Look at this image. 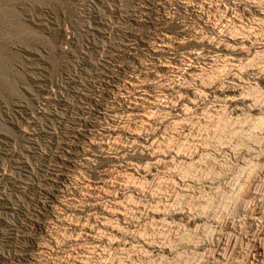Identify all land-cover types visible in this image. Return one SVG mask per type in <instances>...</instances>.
<instances>
[{
	"label": "rangeland",
	"instance_id": "rangeland-1",
	"mask_svg": "<svg viewBox=\"0 0 264 264\" xmlns=\"http://www.w3.org/2000/svg\"><path fill=\"white\" fill-rule=\"evenodd\" d=\"M263 4L264 0H0V264L16 263L12 259L24 254L32 260L22 264L76 263L62 250L63 246L47 250L39 263L35 244H50L43 233L36 231L32 241L22 240V236L35 230L31 222L37 223V217L33 215L40 213L45 218L41 215L44 202L41 194L50 188L46 180L54 173L50 169L54 164L55 147L71 136V126L81 127L79 119L84 108L94 109L106 102L105 106L115 105L113 108L121 114L130 106L128 98L117 99L112 104L101 99L100 94L106 92L101 83L128 86L126 79L132 76L148 82L161 75L165 85H186L190 90L184 100L176 98L178 89L164 92L167 98H161L163 101L170 98L169 105L174 108L188 105L184 121L190 120V131L182 136L183 141L172 133L170 120L158 107L159 110L154 109L158 111H154L156 122L152 128L143 126L138 118L124 117L125 127L129 129L125 128L126 131L133 132L136 129L133 127H139L135 133L140 142L129 147L123 141L126 135L120 132L122 142L119 143L126 146L121 155L111 147L103 154L97 152L99 157L87 164L80 150H91L87 144L93 135L85 131L88 135H82L87 137L73 139L80 151L79 158L75 159L80 173L76 171L78 175L73 181L76 184L70 186L74 189L71 198L75 199L71 202L76 203V208H70L60 195L63 206L51 210L44 221L50 223L57 217L73 222L83 220L88 205L95 201L87 196L88 200L85 199L79 186L82 188L92 178L128 162L149 167L153 162L151 150L140 143L170 135V141L166 142L169 149L166 143L165 150L162 149V156L169 159L170 164L164 162L161 173L152 172L146 178L149 182L138 181L142 182V189L130 198L141 206L140 213H130L127 219H112L113 226L120 230L114 234L107 232L112 233L113 246L102 241L96 248L91 243H83L82 250L89 252L87 264L246 262L264 228V27L254 22L261 18L256 9ZM239 23L244 25L243 29ZM225 26L228 32L240 30L241 35L244 32L249 39L251 36L252 42L247 40V52L238 58L242 61L245 79L259 76L253 81L254 85L242 87L244 90H228L230 96L237 97L239 110L200 93L193 95L199 89L200 80H191L189 84L184 76L173 73V69L161 68L166 61L167 64L183 61L189 64L186 59L195 54L193 57H198L199 67L205 69V87L224 89L227 72L231 70L228 63L223 59L211 63L212 66L203 63L221 42L217 41L224 39ZM164 42L169 44L167 51L161 50L160 44ZM197 64L194 66L199 68ZM152 88L155 94L160 91ZM132 179L135 181L134 177ZM121 188L124 189L116 188L120 189L117 197L129 198L130 190L126 186ZM98 202L104 204L105 200ZM259 210L263 226L258 224V228L250 219ZM50 226L46 232L58 229ZM229 239H237L240 247L228 249ZM34 241L38 243H32ZM217 253L223 254V261H218Z\"/></svg>",
	"mask_w": 264,
	"mask_h": 264
},
{
	"label": "bare ground",
	"instance_id": "bare-ground-1",
	"mask_svg": "<svg viewBox=\"0 0 264 264\" xmlns=\"http://www.w3.org/2000/svg\"><path fill=\"white\" fill-rule=\"evenodd\" d=\"M190 4V3H189ZM204 4H202L203 6ZM260 5V4H259ZM258 5V13L257 15H261V18H257L254 19V22L256 20V25H259L262 27H264V4L263 6H259ZM211 6V5H210ZM229 9V8H228ZM202 11V10H201ZM250 12V11H249ZM238 13V12H237ZM227 14V12H226ZM239 15V14H238ZM227 17V16H226ZM238 17V16H237ZM237 17H235L237 19ZM240 17V16H239ZM256 18V16H255ZM222 19V18H221ZM241 19V18H240ZM239 20V19H238ZM253 20V18H252ZM224 21V20H223ZM234 21V20H233ZM232 21V22H233ZM215 22V21H214ZM235 23V22H234ZM245 23V22H244ZM240 25H242V23H239ZM215 25V24H214ZM252 25V24H251ZM255 25V26H256ZM242 25V29H243ZM226 27V26H225ZM234 27V26H233ZM235 28V27H234ZM238 28V27H237ZM236 28V29H237ZM239 28H241V26H239ZM226 31H223L224 33V39L217 41L219 44H216L215 46V51L213 52V54H211L210 56L207 57V59H204V61L206 63H203L204 65H206L207 63L209 65L212 66L211 63H215L216 61H218V59H223V62H226V64L228 63L227 66L231 67L230 72H227V86L224 89H220V88H216V87H205L204 85V81H203V75L205 69L201 66L199 67V65L197 64V61L199 60L198 57H193V55L195 54H190L189 57L186 60H188L189 64H186L185 61H183L182 63L179 62H165L166 64H162L161 68H167L172 70L173 69V73H175L176 75L179 76H184V81L186 83L191 82V80H200L201 83L198 86L199 89H197V91L193 92L194 94H198L200 93V95H205L208 97H211L214 100L220 102L221 104H225L229 105L230 107L233 106V108H235L236 110H239L240 108L238 107L239 101L237 99V97L235 96H230L227 92L228 90H239V89H243L242 87H244L245 85H249L252 86L253 81L257 80V78L259 76H252L250 78H246L244 77L243 74V70L241 67V63H240V59L238 58V56L241 57L242 54H244L245 52H247V40L251 41V36L250 39L248 38L247 34H245L243 32L244 35H241L242 32L240 30H232V31H227V27L225 28ZM228 29L230 30V27H228ZM255 30V28H253ZM257 29V28H256ZM259 29V28H258ZM224 30V29H223ZM246 30V28H245ZM251 30V29H250ZM249 30V31H250ZM264 30V29H263ZM262 30V33L264 32ZM221 31V30H219ZM248 31V30H247ZM251 32V31H250ZM248 32V33H250ZM254 32V31H253ZM257 32V31H256ZM247 33V32H246ZM255 33V32H254ZM253 33V34H254ZM260 34V33H259ZM222 35V34H221ZM258 35V34H255ZM255 35H253L255 37ZM168 36V35H167ZM220 37V36H219ZM222 37V36H221ZM257 37V36H256ZM246 38V39H245ZM253 38V37H252ZM262 38V37H261ZM256 39V38H255ZM264 39V37H263ZM162 41V40H161ZM164 41V40H163ZM166 41V40H165ZM261 41V40H260ZM259 41V42H260ZM167 42V41H166ZM164 42V44H160V47L162 48V51H167L169 47V44ZM252 42V41H251ZM258 42V41H257ZM258 42V43H259ZM262 42V41H261ZM163 43V42H162ZM211 43V42H210ZM249 43V42H248ZM168 44V45H166ZM171 44V43H170ZM252 44V43H251ZM260 44V43H259ZM250 45V44H249ZM248 45V46H249ZM171 46V45H170ZM159 47V44H158ZM167 48V49H166ZM160 49V48H159ZM250 49V48H249ZM170 50V49H169ZM210 51V50H209ZM157 52V51H156ZM160 52V51H159ZM225 54H224V53ZM250 52V51H249ZM166 53V52H165ZM164 53V54H165ZM171 53V52H170ZM200 53V52H199ZM203 53V52H202ZM259 54V53H258ZM263 55V54H262ZM187 57V56H186ZM203 58V57H202ZM174 59V58H173ZM172 59V60H173ZM257 59V58H256ZM176 60V59H175ZM164 59L161 61L163 62ZM171 61V60H169ZM221 62V61H220ZM242 62V61H241ZM218 63V62H217ZM253 63V62H252ZM161 64V63H160ZM194 64H197L199 68L195 67ZM224 64V63H223ZM156 66V64H154ZM245 65V64H244ZM159 66V65H158ZM214 66V65H213ZM216 66V65H215ZM226 66V65H225ZM243 66V65H242ZM261 66V65H260ZM160 67V66H159ZM221 67V66H220ZM224 67V66H222ZM228 67V69H229ZM195 68V70H194ZM227 68V67H226ZM212 69V67H211ZM219 69V68H218ZM222 69V68H221ZM220 69V70H221ZM224 69V68H223ZM248 69V68H247ZM253 69V68H252ZM264 69V68H263ZM156 70V69H155ZM226 70V69H225ZM261 72V71H260ZM259 73V72H257ZM215 76V75H214ZM125 78V77H124ZM127 78V77H126ZM183 78V77H181ZM225 78V79H226ZM205 79V78H204ZM111 80V79H110ZM121 81V80H120ZM120 81H117L118 84ZM170 81V80H169ZM183 81V82H184ZM102 82V80H101ZM123 82V81H122ZM125 82V81H124ZM165 78L163 75L161 76H157L156 78H153L152 80L148 81L147 80H139V78H135V76L130 77V79H126V83L128 86H124V85H116L114 84V86H110L108 85H104V83H101V86L103 87V90H105V93H101L100 97L103 100H106L107 103H115L114 101H116L117 99H120V101H124L125 98H128L127 101H129L130 106H128L125 112H121V114H119L113 107L110 108L108 106H105V103L103 105L98 104L96 105L94 109H88V108H84L81 114V118L79 119V121L82 123L79 126L81 127H76L75 125L71 126L70 128V137L67 138L66 140H64V143L59 144L58 146L55 147V152L53 154V161L54 164L51 165V172L54 173H50V177L46 180L49 182V190L48 191H43V193L41 195H43V199L44 202L42 203V207L41 209L43 210V213L41 214L43 217L42 218L40 216V213H38L37 215H33L37 217V223H33L31 222V225L34 226L35 230H32L30 232H28L26 234V236H22V240L23 241H32V237L35 236V232H39L40 234H44V236L47 238V242H49L50 244H44V245H40V244H35V249L37 250V252L39 253V257H38V262L40 263V260L42 258V255L47 253V250L49 249H54L59 248L62 249L61 247H65L62 250H65V252L67 253L68 257L70 260L75 261V264H87L88 262V253L86 251H83V243H91L93 244L92 247L94 246V248L99 246V243L102 241L104 243H106L107 245H111L113 246L115 244L114 239L111 237L110 234H114V233H120V230L118 227L113 226L112 224V219L113 218H117L118 220L121 218L127 219L128 215L131 213L133 215L139 214L141 211V206L136 202L135 200L133 202L130 201V198L132 197L134 192H139L140 191V185L141 183H139L138 181H141L142 179H146L147 177H149L151 175L152 172H157V173H161L163 171V163L165 162L166 165L170 164V161L164 159V157L162 156V154L164 153V151L162 152V149L165 150L164 144L169 140V136H161L160 140L155 139V141H149L147 139H145V141L140 143V146H142L143 148H147L149 150H151V157L153 159V162H151V165L149 167H140L139 164L138 166L136 164H133L132 162H128L123 166H114V168L112 170H108L105 171L103 173V175L99 174L100 176H97L95 178H92V180L88 181L89 183L84 184V186H82V188L79 186V189H81L80 193H84L83 195H85V199L88 200V198L93 199V201H95V203L88 205L89 207L86 209V211L88 212L86 217L81 220L78 219L75 222H73V220H65L63 218L57 217V218H53L51 219L50 223H47L46 221H44V219L48 218V214L51 210L58 208L59 206H63V204L60 202V195L63 196V198H65L67 200V203L70 204V208H76V203L71 202L72 200H75L74 197L71 198L73 195V188H71L70 186L73 184V181L76 180L77 175L76 171L78 169V163L75 161V159L78 157L79 152H83V155L85 156V163L88 164L89 161H92L96 158L99 157V155L97 154V152H103L106 149H111V147H113L116 152L119 153V155H121L120 153L123 152L126 148V146L119 143V141L121 139V133H124L126 135V140L125 144H128L127 146L130 147L129 144L133 145L136 142H140L137 140V134L135 133L136 129L138 130L139 127H133V132H128L125 130V119L124 117H133L138 118L137 120L144 125L150 126L152 128L153 126V122L154 121V111H158V107H160V110L164 111L166 117H168L169 124L171 125V129H172V133L174 135H176L177 138H183L182 136H186L187 132L190 131V124L188 121L190 120H186L184 121V117L186 115V111L185 108L183 107H177L174 108L172 107V105L170 106V102H172V100L169 101H163L161 98H167L166 94H164V92H170V91H175V89H178L177 91H175V95L176 98L178 100H184L183 98H188L189 97V92L190 90L188 89V87L182 86V85H165ZM193 82V81H192ZM168 83V82H167ZM177 83V82H176ZM106 84V83H105ZM181 84V83H180ZM190 84V83H189ZM197 84V82H196ZM226 85V84H223ZM254 85V84H253ZM151 86V87H150ZM152 86H156V88H159L160 91L157 92L160 93L159 95L155 94L153 91H151L150 88H152ZM188 86V85H187ZM212 86V85H211ZM220 87H222V85H220ZM149 88V89H148ZM155 88V89H156ZM154 89V88H152ZM154 89V90H155ZM195 89V88H194ZM244 90V89H243ZM103 92V91H102ZM127 94V95H126ZM173 94V93H172ZM171 94V95H172ZM99 96V95H98ZM113 96V97H112ZM99 97V98H100ZM171 97V96H170ZM173 98V97H172ZM175 98V100H176ZM126 100V99H125ZM194 100V99H193ZM101 101V100H99ZM189 101L191 102L190 98ZM241 101V100H240ZM175 102V101H173ZM179 102V101H177ZM176 102V103H177ZM195 102V101H194ZM242 102V101H241ZM160 103H163L165 105H162ZM255 103V102H254ZM216 104V103H215ZM256 104V103H255ZM107 105V104H106ZM177 105V104H176ZM105 106V107H104ZM209 106V105H208ZM224 106V105H223ZM224 106V107H225ZM157 107V108H154ZM242 107V106H241ZM190 108V107H189ZM220 108V107H219ZM154 109H158V110H154ZM206 110V109H205ZM219 111V110H218ZM217 111V112H218ZM226 111V110H225ZM161 112V111H160ZM190 112V111H189ZM236 112V111H235ZM203 113V112H202ZM205 113V112H204ZM189 114V113H188ZM156 115V114H155ZM199 116V115H198ZM197 116V117H198ZM129 117V119H131ZM132 118V119H133ZM127 119V118H126ZM197 119V118H196ZM262 120V118H260ZM134 120V119H133ZM200 120V119H199ZM129 120H127L128 122ZM196 121V120H195ZM263 121V120H262ZM261 121V122H262ZM137 122V121H135ZM138 122V124H139ZM254 122V121H253ZM134 123V122H133ZM260 123V122H259ZM75 124V123H74ZM129 124V123H128ZM156 124V123H155ZM165 124V123H164ZM189 124V125H188ZM140 125V124H139ZM169 125V126H170ZM132 126V125H131ZM138 126V125H137ZM142 126V125H141ZM140 126V127H141ZM130 127V126H128ZM259 127V126H258ZM143 128V127H142ZM145 128V127H144ZM142 130H145V129ZM255 128V127H254ZM128 129V128H126ZM147 129H149L147 127ZM159 129V128H158ZM129 130V129H128ZM140 130V129H139ZM141 130V132H142ZM155 130V129H154ZM157 130V129H156ZM200 130V129H199ZM85 131H89L91 132V135H93V137L88 139V146L91 150H89V152L81 149L80 151L77 150L76 145L77 143H75V141L73 139L77 138V137H81L84 135H82V133H86ZM148 132L150 130H147ZM252 131V130H251ZM140 131H137V133ZM146 132V131H145ZM154 132V131H153ZM161 132V131H160ZM262 132V131H261ZM156 134V132H154ZM153 133V134H154ZM87 134V133H86ZM191 134V133H190ZM88 135V134H87ZM90 135V134H89ZM166 135V134H164ZM210 135V134H209ZM85 136V135H84ZM97 137L98 141H96V139L94 138ZM141 136V135H140ZM157 136V135H156ZM189 136V134H188ZM193 136V135H192ZM191 136V137H192ZM87 137V136H85ZM80 138V139H81ZM148 138V137H147ZM186 138V137H185ZM184 138V139H185ZM79 139V140H80ZM140 139V138H139ZM76 140V139H75ZM86 140V139H85ZM207 140V139H206ZM170 141V140H169ZM183 141V139H182ZM181 141V142H182ZM186 141V140H185ZM251 141V140H250ZM189 142V141H187ZM207 143V142H206ZM168 143H166L165 145H167ZM177 144V143H176ZM139 145V143L137 144ZM193 145V144H192ZM222 146V145H221ZM139 147V146H138ZM141 147V148H142ZM186 147V146H185ZM88 148V147H87ZM168 148V145H167ZM194 148V147H193ZM215 148V147H214ZM243 148V147H242ZM146 149V150H147ZM169 149V148H168ZM180 149V148H179ZM238 149V148H237ZM77 150V151H75ZM95 150V152H94ZM98 150V151H96ZM148 150V151H149ZM187 151V150H186ZM196 151V150H195ZM94 152V153H92ZM115 152V151H114ZM185 152V151H184ZM241 152V151H240ZM126 153V152H125ZM197 153V152H196ZM115 154V153H114ZM181 154V153H179ZM186 154V153H185ZM118 155V156H119ZM124 155V153H123ZM126 155V154H125ZM167 155V152H166ZM178 156V155H177ZM117 157V156H116ZM123 157V156H122ZM244 157V156H243ZM79 158V157H78ZM124 158V157H123ZM166 158V157H165ZM175 158V157H174ZM173 158V160H174ZM200 158V157H199ZM247 158V156H246ZM250 158V157H249ZM256 158V157H255ZM117 159V158H116ZM240 160V159H239ZM246 161V160H245ZM173 162V161H172ZM180 162V161H179ZM252 162V161H251ZM261 162V161H260ZM121 163V162H120ZM150 163V162H149ZM148 163V165H149ZM200 163V162H199ZM123 164V163H122ZM195 164V163H194ZM247 164V163H246ZM249 164V163H248ZM251 164V163H250ZM80 165H84V164H80ZM118 165V164H117ZM178 165V164H177ZM203 165V164H202ZM85 166V165H84ZM226 166V165H225ZM80 168V167H79ZM168 168V167H167ZM185 168V167H184ZM212 168V167H211ZM175 169V168H174ZM182 169V168H181ZM255 169V168H254ZM80 170V169H79ZM79 170L77 172H79ZM253 170V169H252ZM176 172V171H175ZM70 173V174H69ZM80 173V172H79ZM185 173V172H184ZM139 178L140 176V180L136 177ZM139 175V176H138ZM155 176V174H154ZM81 177V176H80ZM78 177V178H80ZM83 177V176H82ZM135 178L134 179L132 178ZM85 178V177H84ZM189 178V177H188ZM196 178V177H195ZM83 179V178H82ZM81 179V180H82ZM130 179L133 180L130 181ZM78 180V179H77ZM137 180V182H136ZM147 180V179H146ZM158 180V179H157ZM168 180V179H167ZM183 180V179H182ZM194 180V179H193ZM84 181V180H83ZM148 181V180H147ZM164 181V180H163ZM206 181V180H205ZM149 182V181H148ZM155 182V181H154ZM161 182V181H160ZM174 182V181H173ZM130 183H132V185H130ZM144 183V182H143ZM164 183V182H163ZM202 183V182H201ZM76 184V183H75ZM75 184H73L75 186ZM78 184V183H77ZM156 184V183H155ZM174 184V183H173ZM72 185V186H73ZM126 186L130 192H131V196L129 198H126V196L124 197L125 199H120L119 197H117L118 191H120V189H124L121 187ZM142 186V185H141ZM120 189H116V188ZM180 187V186H179ZM114 188L116 190H114ZM144 188V187H143ZM77 189V188H76ZM75 189V190H76ZM78 189V190H79ZM142 189V188H141ZM118 190V191H117ZM167 190V189H166ZM165 190V191H166ZM175 190V189H174ZM146 191V190H145ZM75 192V191H74ZM79 194V193H78ZM82 195V194H81ZM80 195V196H81ZM130 195V193H129ZM128 195V196H129ZM70 196V198H69ZM86 196L88 198H86ZM78 198V197H76ZM138 198V197H137ZM206 198V197H205ZM237 198V197H236ZM129 199V200H128ZM134 199V198H133ZM253 199V198H252ZM65 200V201H66ZM80 200V199H78ZM77 200V203H78ZM98 200H105L104 204H100L98 202ZM90 201V200H89ZM64 202V201H63ZM81 202H82V197H81ZM86 202V201H85ZM149 202V201H148ZM256 202V201H255ZM254 204V203H253ZM262 204V203H261ZM66 205V204H65ZM168 205V204H167ZM172 205V204H171ZM260 205V204H259ZM263 205V204H262ZM152 206V205H151ZM166 207V205H164ZM156 207V206H155ZM40 209V207H38ZM81 208V207H80ZM263 208V207H262ZM146 209V208H145ZM152 210V209H151ZM156 210V209H155ZM159 210V209H158ZM157 210V211H158ZM161 210V209H160ZM196 210V209H195ZM247 210V209H246ZM150 211V210H149ZM204 211V210H203ZM260 211V210H259ZM256 211L254 214H252L253 216L251 217V224L253 226H258V224L262 225L261 222L263 219V216H261V211ZM151 212V211H150ZM153 213H155L156 211H152ZM163 212V211H162ZM174 212V211H173ZM254 212V211H253ZM152 213V214H153ZM159 213V212H158ZM167 213V212H166ZM207 214V213H206ZM141 215V214H140ZM143 215V214H142ZM156 215V214H155ZM69 216V214H68ZM149 216V215H148ZM201 216V215H200ZM64 217V216H63ZM132 217V216H131ZM71 218V217H70ZM80 218V217H79ZM168 219V218H167ZM194 219V218H193ZM264 220V219H263ZM114 221V220H113ZM160 221V220H159ZM117 222V221H116ZM154 222V221H153ZM157 223H159L158 221H156ZM155 222V223H156ZM198 222V221H197ZM156 223V224H157ZM160 223H163L162 221ZM50 224L52 226H57L58 229H49L52 231L46 232V229L48 228V226H50ZM117 225V224H116ZM120 225V224H119ZM163 225V224H162ZM226 225V224H225ZM61 226V227H59ZM156 226V225H155ZM263 226V225H262ZM45 227V228H44ZM51 227V226H50ZM229 227V226H228ZM261 227V226H260ZM59 228H62V230H59ZM148 228V227H147ZM153 228V227H152ZM45 229V230H44ZM155 229V228H154ZM150 230V229H149ZM157 230V229H156ZM262 234L261 237L259 238V240L254 243L253 245V251L251 252V254H249L246 260V262H244L243 264H264V228L262 227ZM110 231L112 233H108L107 232ZM153 232V231H152ZM179 232V231H178ZM103 234V235H102ZM147 234V233H146ZM136 235V234H135ZM143 235V234H142ZM163 235V234H162ZM244 235V234H243ZM140 236V235H139ZM115 237V236H113ZM154 237V236H153ZM163 237V236H162ZM214 237V236H213ZM212 237V238H213ZM151 238V236H150ZM207 238V237H206ZM211 238V239H212ZM237 238V237H236ZM245 238V237H244ZM116 239V238H115ZM183 239V238H182ZM233 239V238H232ZM243 239V238H242ZM246 239V238H245ZM253 239V238H252ZM256 239V238H255ZM181 240V239H180ZM249 240V239H248ZM143 241V240H142ZM141 241V242H142ZM172 241V240H171ZM239 241V240H238ZM244 241V240H243ZM242 241V242H243ZM101 242V243H102ZM140 242V241H138ZM32 243H38L37 241H34ZM162 243V242H161ZM237 239L236 241L229 239L227 241V248L229 247L230 249H237ZM240 243V242H239ZM238 243V244H239ZM90 244V245H91ZM147 244V243H146ZM150 244V243H149ZM171 244V243H169ZM241 244V243H240ZM102 245V244H101ZM161 245V244H160ZM89 247V245H87ZM242 246V245H241ZM125 247V246H123ZM141 247V246H140ZM146 247V246H145ZM91 248V247H90ZM101 248V247H100ZM139 248V247H138ZM226 248V247H225ZM228 248V249H229ZM103 249V248H101ZM100 249V250H101ZM224 249V248H223ZM85 250V249H84ZM87 250V249H86ZM92 250V249H91ZM216 250V249H215ZM227 250V249H226ZM225 250V252H226ZM90 251V250H89ZM93 251V250H92ZM143 251V250H142ZM250 251V250H249ZM95 252V251H94ZM102 252V251H101ZM124 252V251H123ZM221 252V251H220ZM233 253V251H231ZM238 252V251H237ZM245 252V251H244ZM22 253V250H21ZM93 253V252H92ZM122 253V252H121ZM147 253V252H146ZM206 253V252H205ZM224 253V252H223ZM231 253V254H232ZM96 254V253H95ZM75 255H77V257H75ZM93 255V254H92ZM98 255V253H97ZM225 255V254H224ZM227 255V253H226ZM225 255V256H226ZM236 255V254H235ZM147 256V255H146ZM224 256V257H225ZM237 256V255H236ZM210 257V256H209ZM216 258L218 259V261H223L221 259H223V254L221 253H217ZM239 258V257H238ZM245 258V259H246ZM129 259V258H128ZM209 259V258H208ZM32 260L30 258L29 255L24 254L23 256L20 255L17 259H12V261H16V263L14 262H10L9 264H22L23 261L28 262ZM143 260V259H142ZM154 260V259H153ZM238 260V259H237ZM72 261V262H73ZM90 261V260H89ZM149 261V260H148ZM136 262V261H135ZM122 263V261H121ZM112 264V263H111ZM155 264V263H154Z\"/></svg>",
	"mask_w": 264,
	"mask_h": 264
}]
</instances>
